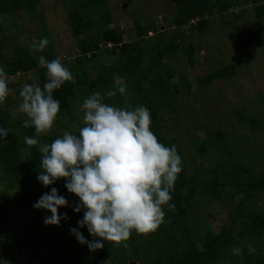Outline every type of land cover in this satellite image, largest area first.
Wrapping results in <instances>:
<instances>
[{
  "label": "trees",
  "instance_id": "trees-1",
  "mask_svg": "<svg viewBox=\"0 0 264 264\" xmlns=\"http://www.w3.org/2000/svg\"><path fill=\"white\" fill-rule=\"evenodd\" d=\"M65 1L69 5L70 26L79 52L68 66L76 82H66L53 93L54 98L60 101L59 115L74 119L75 97L79 93L89 96L94 91L103 94L112 90L114 74H118L125 81L126 94L122 96L117 92L114 98L106 97L105 102L117 107L125 106L126 101L133 106H146L152 117L151 130L166 146L175 144L182 158L183 170L178 174L175 189L171 193L175 211L165 208V223L155 233L143 235L133 231L131 235L136 262L264 264V211L254 207L258 194L264 191V171L257 174L250 162L246 163L240 157L237 159L227 142L226 132L220 131L204 138L191 134L190 143L194 144L192 154L200 157L212 154L215 158L212 166L195 164L191 169L184 162L183 145L176 143L173 137H166L162 126L164 115L167 112H176L175 100L179 101L180 98L175 91L177 86L171 80L173 72L167 57L184 47L182 39L187 28L205 30L211 24V17L228 12L241 4H251L257 16L261 17L264 15V0H169L175 5L174 15L169 22L173 30L169 32L162 30L155 23L146 25L136 20L137 38L133 41L123 39L122 30L111 26L113 17L108 5L109 0ZM40 2L41 0H0V16H8L13 11L22 10L29 13L30 17H36V7ZM90 32L94 35H90ZM45 37L49 43L43 52L16 45L12 54L2 53L3 42L0 41V66L5 68L8 77L34 72L36 79L33 84L43 87L47 82V70L39 64V57L43 55L48 61L58 58L46 25L42 27L36 42ZM262 42L264 44V40ZM197 46L196 43L189 46L188 56L191 64L194 63L193 55ZM109 55H112L110 62H99L100 58ZM92 68L97 70L96 76H91ZM238 69L236 61L222 63L220 67L200 77L199 81L204 87H209L217 80L234 77ZM8 85L17 87L16 94L22 102L20 91L23 87H18L17 83ZM183 86L188 89L186 80L183 81ZM137 93L141 98L136 96ZM235 113L239 119L249 120L254 129H264L263 123L254 117L246 116L243 109H236ZM25 119L27 117L13 120L8 103H5L3 108L0 107V126L10 130L6 138L0 139V259L6 254L1 250L6 246L2 235L11 229L9 224L13 203L10 193L15 189L16 200L24 203L31 188L36 190L42 187L50 190L51 187H56L59 195L68 201L67 207L58 209L61 215L67 213L68 216V219H62L60 223L64 233L72 237L70 228H78L83 235L89 233L86 226L80 228L78 225L83 216L81 211L77 213L74 210L78 199L67 190L66 181L61 179L48 187L38 181L37 176L42 171L41 154L38 145L29 147L24 142L25 136H36L34 127L24 125ZM56 124L58 125V120ZM207 132L211 134L212 129L207 128ZM75 134L78 135V131ZM56 137L55 134L47 136L45 142L50 143ZM199 193L209 199L222 200L230 207L229 224L223 225L220 231H204L196 225L194 201ZM24 204L25 207L33 208V204ZM198 241L203 243L205 251L197 250L195 245ZM247 244L253 245L255 254L248 253ZM105 247L104 245L99 252L104 259L109 255ZM234 247L242 248L241 253L234 255Z\"/></svg>",
  "mask_w": 264,
  "mask_h": 264
},
{
  "label": "rangeland",
  "instance_id": "rangeland-1",
  "mask_svg": "<svg viewBox=\"0 0 264 264\" xmlns=\"http://www.w3.org/2000/svg\"><path fill=\"white\" fill-rule=\"evenodd\" d=\"M75 1V0H74ZM108 5L113 17L112 27L123 32V39L133 41L137 38L135 21L143 24L155 23L162 30H173L169 23L174 15L175 5L169 0H109ZM37 16L17 10L8 16H0V41L3 42L2 53L12 54L14 46L21 45L31 49L41 29L46 25L49 29L57 57L66 67L76 58L79 48L70 26L69 5L65 0H41L36 7ZM211 24L205 30L189 27L182 39L184 47L167 57L171 80L175 91L180 95L176 101V112H167L163 122L165 136L173 137L176 143L182 144L184 162L191 169L194 165L212 166L215 158L212 154L200 157L192 154L191 134L204 138L213 136L217 131L226 132L227 142L236 158L243 160L254 168L257 174L264 171V129H254L249 120L239 119L236 109H243L246 116L254 117L264 124V15L258 17L251 4H241L225 13L211 17ZM90 35H94L90 32ZM198 46L193 55L194 63L189 60V46ZM105 46V45H104ZM109 54H111L109 52ZM99 59V58H98ZM112 55L100 58L99 62H110ZM237 62V74L230 79L215 81L204 87L199 78L218 68L222 63ZM99 65V64H97ZM93 69V68H92ZM93 69L91 76H96ZM34 72L10 75L8 84H33ZM187 81L188 89L183 81ZM10 94L5 103L11 118L15 121L26 117L18 111L21 100L16 94L17 87L8 85ZM138 98L141 95L137 93ZM88 95L79 93L73 103L74 119L58 114V125L48 135L37 136L40 143H46L45 137L64 131L76 133L84 126L82 103ZM4 104H0L3 108ZM212 129V133L207 132ZM190 171V169H189ZM30 190V189H29ZM31 188L24 203L35 204L49 189ZM16 191V189L14 190ZM12 191L10 199L13 203L10 231L3 234L6 244L1 248L5 257L0 264H138L133 256L132 239L127 247H116L105 242L108 257L99 255L100 249L89 251L87 244L78 242L76 236L66 235L57 225H45L44 219L51 216L46 209L28 208L16 200ZM79 202V197L76 196ZM195 220L200 230L210 229L218 232L225 224H229V209L222 200L209 199L200 193L195 196ZM254 207L264 211V191L259 193ZM84 210H81L83 216ZM84 237L92 240L86 233ZM99 239V238H97ZM80 246V247H79ZM79 247V253L77 248ZM104 249V250H105Z\"/></svg>",
  "mask_w": 264,
  "mask_h": 264
},
{
  "label": "clouds",
  "instance_id": "clouds-1",
  "mask_svg": "<svg viewBox=\"0 0 264 264\" xmlns=\"http://www.w3.org/2000/svg\"><path fill=\"white\" fill-rule=\"evenodd\" d=\"M48 43L45 37L30 47L43 52ZM39 64L47 70V82L43 87L24 84L18 107L27 117L24 125L34 127L36 136L48 135L58 119L61 108L54 91L66 82H76L59 58L48 61L42 55ZM113 79L112 90L103 94L94 91L84 99V126L79 128L78 135L64 131L50 143H40L36 136L24 137L25 144L38 145L41 154L38 181L48 187L64 179L67 190L79 197L74 210L84 212L78 225L86 226L93 239H86L78 228L70 231L79 243L88 245L89 251L103 249L105 242L127 247L133 231L143 235L155 233L165 223V208L175 211L171 193L183 170L176 145L166 146L151 130L152 117L146 106H133L126 101L125 106L117 107L105 102L106 97L114 98L117 92L126 94L124 79L118 74ZM9 94L8 74L0 66V104L6 102ZM9 131L0 126V139L6 138ZM67 206V199L59 195L56 187H51L33 205L51 212L44 219L45 225L57 226L62 219H68L67 213L58 212L60 207ZM195 246L198 251H205L202 242ZM247 250L250 255L256 252L252 244H247ZM241 251L240 247L232 249L234 255Z\"/></svg>",
  "mask_w": 264,
  "mask_h": 264
}]
</instances>
